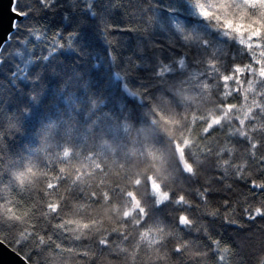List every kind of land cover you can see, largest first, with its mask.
Returning <instances> with one entry per match:
<instances>
[{
  "label": "trees",
  "instance_id": "trees-1",
  "mask_svg": "<svg viewBox=\"0 0 264 264\" xmlns=\"http://www.w3.org/2000/svg\"><path fill=\"white\" fill-rule=\"evenodd\" d=\"M212 2L225 15L241 20L249 7L258 8L264 20V0ZM206 7L205 0H17L16 10L24 18L0 55V156L14 160L31 152L42 125L61 128L68 140L81 145L87 144V136L80 125H114L134 134L146 89L180 79L210 93L218 73L234 65L221 87L231 101L229 108L237 104L239 124L225 125L220 132L227 147L217 156L213 173L216 185L219 176L227 183L223 191L211 194L203 192L200 182L180 189L187 199L173 196L164 224L171 232L170 244L195 252L214 250L211 260L186 257L184 264H238L229 243L249 233L253 242L264 239V148L252 147L264 133V118L254 116L255 126L249 127L244 116L260 111L255 103L247 105L253 95H260L255 86L264 79V33L257 29L243 35L253 28L248 24L237 26L241 36L235 42L231 33L214 40L190 23L191 18L206 17ZM242 97L243 103H237ZM214 124L216 119L209 116L207 126ZM245 147L251 153L240 158L236 150ZM176 151L184 170L191 172L179 144ZM241 168V176L247 172L250 177L234 180ZM155 187L160 188L152 184L157 202L168 201L169 194L162 192L160 198ZM229 212L232 224L225 223ZM0 238L36 263L40 241L32 240L30 233L0 230ZM158 239L155 233L147 234L145 242ZM63 243L79 247L77 241Z\"/></svg>",
  "mask_w": 264,
  "mask_h": 264
},
{
  "label": "clouds",
  "instance_id": "clouds-1",
  "mask_svg": "<svg viewBox=\"0 0 264 264\" xmlns=\"http://www.w3.org/2000/svg\"><path fill=\"white\" fill-rule=\"evenodd\" d=\"M205 3L208 15L191 18L190 23L207 31L212 39L221 40L231 33L235 42L241 36L237 26L248 24L253 28L243 35L257 29L264 33L258 8L249 7L241 20L225 15L212 0ZM234 68L224 66L210 93L180 79L146 89L134 134L122 133L114 125H80L87 136V144L81 145L68 140L59 127L39 126L31 152H22L14 160L0 156V230L27 232L32 240L40 241L35 248L36 264H184L186 257L201 256L211 260V248L195 252L183 244H170L171 232L164 220L174 195L187 199L180 189L200 182L203 192L211 194L223 191L227 183L219 176L221 183L216 185L213 173L217 156L227 147L220 132L225 125L239 124L237 104L229 108L231 101L221 87ZM255 89L260 95H253L247 107L255 103L260 111L244 113L249 127L255 126L254 116L264 118V79ZM209 116L216 119L211 128L207 126ZM177 144L192 165L191 172L184 170ZM257 146L264 148V133L252 145ZM251 150L236 151L244 158ZM242 172L243 168L236 170L233 179L251 175L244 172L242 177ZM153 183L169 194L168 201L157 202ZM225 215V223L232 224L227 219L230 212ZM152 233L159 239L145 242L146 235ZM249 236L251 233L236 238L227 247L237 256L238 264H264V239L253 242ZM64 240L77 241L79 247L68 248Z\"/></svg>",
  "mask_w": 264,
  "mask_h": 264
},
{
  "label": "water",
  "instance_id": "water-1",
  "mask_svg": "<svg viewBox=\"0 0 264 264\" xmlns=\"http://www.w3.org/2000/svg\"><path fill=\"white\" fill-rule=\"evenodd\" d=\"M17 0H0V55L15 32L17 23L24 15L16 10ZM0 264H36L29 261L17 250L0 238Z\"/></svg>",
  "mask_w": 264,
  "mask_h": 264
},
{
  "label": "rangeland",
  "instance_id": "rangeland-1",
  "mask_svg": "<svg viewBox=\"0 0 264 264\" xmlns=\"http://www.w3.org/2000/svg\"><path fill=\"white\" fill-rule=\"evenodd\" d=\"M155 193L158 195V197H160V198H163L164 197V195H163V193L157 188V187H155Z\"/></svg>",
  "mask_w": 264,
  "mask_h": 264
},
{
  "label": "snow or ice",
  "instance_id": "snow-or-ice-1",
  "mask_svg": "<svg viewBox=\"0 0 264 264\" xmlns=\"http://www.w3.org/2000/svg\"><path fill=\"white\" fill-rule=\"evenodd\" d=\"M205 14H207V13H205ZM237 31H238V28H237Z\"/></svg>",
  "mask_w": 264,
  "mask_h": 264
}]
</instances>
